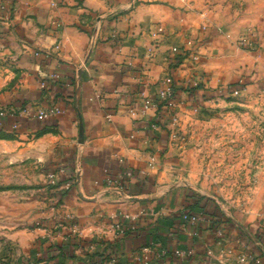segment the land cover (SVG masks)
<instances>
[{
	"label": "crops",
	"instance_id": "obj_1",
	"mask_svg": "<svg viewBox=\"0 0 264 264\" xmlns=\"http://www.w3.org/2000/svg\"><path fill=\"white\" fill-rule=\"evenodd\" d=\"M5 1L15 14L0 21V106L8 112L0 131L11 136L0 139V264H182L175 253L189 249L195 255L187 264H241L238 228L252 241L261 233L264 252V230L245 228L177 176L161 112L143 108L169 75L177 89L189 77L203 83L196 93L217 88L226 57L242 52L238 41L253 50L264 42L257 0ZM211 41L227 46L217 61ZM179 49L198 50L200 62L185 58L169 68ZM246 58L264 67L260 50ZM52 72L61 80L44 88L43 76ZM52 103L63 113L38 121L37 110ZM61 168L73 183L57 191L54 205L46 177ZM125 170L132 177L121 189ZM217 210L230 218L224 241L215 236L221 222L211 226L205 215L219 216ZM184 211L204 220L187 224ZM66 214L81 235L66 237ZM51 243L59 246L49 254Z\"/></svg>",
	"mask_w": 264,
	"mask_h": 264
},
{
	"label": "rangeland",
	"instance_id": "obj_2",
	"mask_svg": "<svg viewBox=\"0 0 264 264\" xmlns=\"http://www.w3.org/2000/svg\"><path fill=\"white\" fill-rule=\"evenodd\" d=\"M263 1L256 3L259 21L264 20ZM238 42L246 57L259 50L264 54V42L256 44L258 51ZM208 45L211 61L221 59L227 46ZM242 52L226 57L229 65L216 77L217 88L206 94L196 93L203 85L196 77V86L187 87V78L182 88L175 87L176 106L162 109L160 119L170 136V167L177 176L200 196L215 199L226 216L245 228L264 230V67L257 68Z\"/></svg>",
	"mask_w": 264,
	"mask_h": 264
},
{
	"label": "built area",
	"instance_id": "obj_3",
	"mask_svg": "<svg viewBox=\"0 0 264 264\" xmlns=\"http://www.w3.org/2000/svg\"><path fill=\"white\" fill-rule=\"evenodd\" d=\"M15 14V9L10 4H8L5 0H0V21L3 23H10L13 16ZM161 31V29H160ZM111 36L113 38H118V30L113 29ZM178 53V54H177ZM176 55H178L176 58L184 57L189 58L194 63H198L200 59V55L196 53H192L188 50H182V52H175ZM35 56L37 58H43L44 61H50L52 59V55L50 53H43V52H36ZM175 68V67H174ZM177 68V67H176ZM48 79L52 83H58L61 80V76L57 72H52L48 75ZM195 77H189L188 81H186L187 84L196 86L195 84ZM174 80L171 75L166 77V79L162 82L161 87L159 88L157 92V96L155 100H151L149 98L144 99L143 98V108L144 111H147L151 107H157L158 112L160 106H163L164 109H172L176 106V91H175V85ZM43 87L46 88L48 85L47 82L42 83ZM200 85V84H199ZM63 113L61 107L57 105L56 103H52L49 106L40 108L37 110L36 116H34L38 121H45L50 118L58 117ZM8 112L5 107L0 106V129L3 128V120L6 118ZM160 119V116H159ZM161 120V119H160ZM162 121V120H161ZM159 124V121H158ZM160 126V125H159ZM13 131H18L19 126L18 124H15L12 126ZM67 177L66 170L64 168L59 169L55 172H50L47 174L46 177V190L48 191V198L50 199L51 203L56 205L58 203V200L56 198V193L58 190H69L72 186V179L70 178L69 181L63 180V178ZM132 177V172L130 170L123 171L122 175L119 178V181H117V185L119 188H124V180L127 178ZM67 179V178H66ZM106 183L108 185H112L113 181L108 179L106 180ZM63 224L65 229L67 230V236L66 237H75L82 234V228L80 224L74 220L70 215H65L63 217ZM182 219L187 224H190L192 226H197L201 220H204L201 216L191 213L190 211H184L182 214ZM40 227V224H38ZM117 231L119 232V235H122L125 231L124 228L118 226ZM215 236L224 241L227 237V231L223 228H217L215 232ZM255 246L257 250L253 252H250V246H247L245 242H243V245L237 250L239 251V255L237 256V259L239 263L241 264H264V252L261 249L262 241L255 240ZM234 252L232 250H229L228 254L232 255ZM195 255L194 250L189 249L185 251H178L175 253L176 259H182V264H187L189 262V258L193 257ZM163 264H172L170 261H165Z\"/></svg>",
	"mask_w": 264,
	"mask_h": 264
},
{
	"label": "trees",
	"instance_id": "obj_4",
	"mask_svg": "<svg viewBox=\"0 0 264 264\" xmlns=\"http://www.w3.org/2000/svg\"><path fill=\"white\" fill-rule=\"evenodd\" d=\"M182 59H184V57H182ZM182 59L181 58H178V59L176 58V59H174V61L172 60V64L169 66V68L170 67L171 68L179 67L182 64ZM43 81L47 82V84L50 82V80L48 79V75L45 74L43 76ZM188 85H190V84H186L187 87H188ZM201 86L202 85L200 84L198 86V88H200ZM162 109H164L163 106H160L159 112H161ZM159 125L163 129V127H162L163 122L160 119H159ZM10 138H11L10 135L0 131V139H10ZM201 198H203V197H201ZM217 211H220V210H217ZM219 213H220L219 216H217L216 212L210 213V211H209V212L205 213V215L208 216L207 219H208L209 222H211V226H214V225L216 226V225L219 224V222H221L222 226L218 225V228H223L224 230H226L227 229L226 224L230 222L229 218H226L225 215L221 213V211ZM238 229L241 231V235H238V238L241 239V237H242V240H240V241L241 242H245L247 244V246H255V242L252 241V238H250L248 235H245L244 233H242V230L240 228H238ZM226 231L229 232L228 229ZM261 237H262L261 233H260V235L258 233L255 235V239L256 240L260 241ZM58 246H59L58 243H51L49 245V250H50L49 254L54 253V251H56L58 249ZM255 250H257V248L254 249L253 247H250V252L254 253Z\"/></svg>",
	"mask_w": 264,
	"mask_h": 264
},
{
	"label": "water",
	"instance_id": "obj_5",
	"mask_svg": "<svg viewBox=\"0 0 264 264\" xmlns=\"http://www.w3.org/2000/svg\"><path fill=\"white\" fill-rule=\"evenodd\" d=\"M80 123H81V128H80V141L81 143L84 142V130H83V125H82V121L80 119Z\"/></svg>",
	"mask_w": 264,
	"mask_h": 264
}]
</instances>
